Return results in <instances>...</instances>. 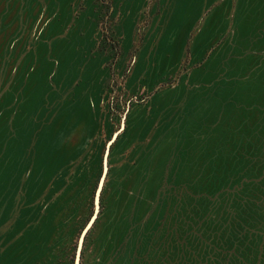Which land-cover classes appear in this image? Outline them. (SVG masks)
Listing matches in <instances>:
<instances>
[{"label":"rangeland","instance_id":"374dc122","mask_svg":"<svg viewBox=\"0 0 264 264\" xmlns=\"http://www.w3.org/2000/svg\"><path fill=\"white\" fill-rule=\"evenodd\" d=\"M78 257L264 264V0H0V264Z\"/></svg>","mask_w":264,"mask_h":264},{"label":"water","instance_id":"95a60500","mask_svg":"<svg viewBox=\"0 0 264 264\" xmlns=\"http://www.w3.org/2000/svg\"><path fill=\"white\" fill-rule=\"evenodd\" d=\"M103 180V179H102ZM101 186H102V181H101V184H100V189H101ZM100 191V190H99ZM98 197H99V192H98V195H97V202H98ZM80 246H81V242H80ZM79 259V257H78ZM78 259H77V264H78Z\"/></svg>","mask_w":264,"mask_h":264},{"label":"bare ground","instance_id":"6f19581e","mask_svg":"<svg viewBox=\"0 0 264 264\" xmlns=\"http://www.w3.org/2000/svg\"><path fill=\"white\" fill-rule=\"evenodd\" d=\"M79 260H80V259H78V264H79Z\"/></svg>","mask_w":264,"mask_h":264}]
</instances>
